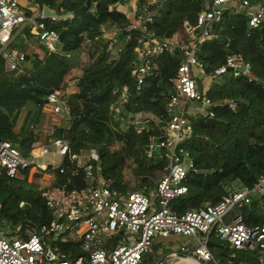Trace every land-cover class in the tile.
<instances>
[{
    "label": "trees",
    "instance_id": "obj_1",
    "mask_svg": "<svg viewBox=\"0 0 264 264\" xmlns=\"http://www.w3.org/2000/svg\"><path fill=\"white\" fill-rule=\"evenodd\" d=\"M36 1L57 13L62 8L65 14H72L86 3V0ZM118 1L90 0L78 17L54 22L44 20L46 28L58 35L54 49L42 48L41 57L26 54L21 69L8 70L0 58V140L10 142L23 158H28L31 146L39 141L47 97L54 90H66L68 72L79 68L81 76L73 79L76 92L68 96L70 118L60 126H53L51 137L45 134L44 145L64 138L72 153L94 150L97 155V159L91 160L94 172L110 179L114 190L121 194L149 195L167 163L148 158L145 148L150 136L163 135L164 123L168 121L166 105L173 91L182 49L187 44L184 23L196 24L205 1L138 2L139 10L148 5L145 11L153 14L148 31L155 38L172 39L181 35L174 53L151 59L158 66V76L146 78L140 91H135L132 76L138 61L136 49L140 33L129 30L130 17L118 9ZM248 22L246 11L238 12L230 5L220 21L210 27L211 37L200 44L197 57L205 74L198 75L197 89L216 106L213 117L204 113L188 117L193 131L183 147L194 162V171L185 180L187 193L169 203L177 216L214 206L235 188L251 189L264 176V22L257 28H251ZM25 33L27 41L18 39L10 48L23 52L36 36L29 29ZM114 33L116 39L112 41ZM83 54L87 55L86 63L81 62ZM237 55L249 65L250 75L215 74L228 57ZM125 87L128 88L127 102L122 108L124 115L118 119L111 106ZM228 102L236 103V108L231 109ZM23 111L26 114L17 129ZM138 113L153 118L142 121L140 130L132 124L122 130L121 123L131 121L128 115ZM43 173L50 176V181L42 188L34 179L41 178ZM30 175V167L20 168L12 179L0 169V232L7 238L27 239L30 231L50 222L44 192L81 190L88 186L84 172L66 157L61 166H48L44 172L34 173L31 180ZM21 202L24 204L20 207ZM237 215L242 216L247 226L264 225V196L234 208L230 217ZM167 241L173 243L171 238ZM51 245H57L70 260L82 255L80 243L70 235L59 236ZM207 246L218 264H260L257 252L230 247L214 230L208 235ZM179 247L178 253L192 257L195 242L186 245L183 252ZM169 253L167 250L160 256Z\"/></svg>",
    "mask_w": 264,
    "mask_h": 264
},
{
    "label": "built area",
    "instance_id": "obj_2",
    "mask_svg": "<svg viewBox=\"0 0 264 264\" xmlns=\"http://www.w3.org/2000/svg\"><path fill=\"white\" fill-rule=\"evenodd\" d=\"M139 1L119 0L116 3L118 9L130 17L129 30L140 33L136 49L138 61L132 71L135 91L141 90L146 78L158 76V66L151 59L165 53H174L181 41L179 34L172 39L155 38L148 31L153 14L145 11L148 5L139 10ZM144 1L154 3L157 0ZM204 1V8L197 15L196 24L190 26L184 23L187 44L182 49L181 62L173 80V91L166 105L168 121L164 123L163 135L150 136L145 148L148 158L167 163L164 172L155 182V189L149 195L141 192L121 194L112 188L110 179H104L94 172L91 164V160L97 159L94 150L72 153L64 138H56L49 145L35 142L31 146L30 155L33 161L23 158L10 142L0 140V169H4L11 179L16 177L20 168L30 167L31 174L33 170L44 172L48 166H61L66 157L78 170L84 172L88 183L81 190L56 189L44 192L51 220L39 229L30 231L27 239L15 236L7 238L0 232V264H141L143 255L150 250L155 238L166 239L172 235L195 242L192 257L184 255L180 264H195L194 260L200 264H218L207 246L208 235L212 230L230 247L257 252L259 263L264 264V225L250 227L243 223L241 215L230 217L234 208H241L250 204L253 198L264 196V176L259 177L253 188H235L214 206L188 211L181 216L175 215L169 208L171 200L187 193L185 180L188 173L194 171V162L183 147L193 131L188 110L193 107L196 113L213 117V108L216 106L197 89L198 75L205 74L197 57L201 42L211 37L210 27L220 21L223 11L230 5L235 6L238 12L246 11L251 28H257L264 22V2ZM23 3L25 6H22ZM46 8L49 9L36 0H0V58L5 61L8 70L24 66L26 54L10 46L26 29L36 34L42 48L54 49L58 35L46 28L44 20L54 22L63 18L46 17L43 15ZM34 12L36 18L33 17ZM53 12L59 16L65 15L62 8L59 13ZM227 72H231L234 77L251 74L249 65L244 63L240 55L228 57L215 74ZM127 95L128 88L125 87L118 101L111 106L118 119L124 115L122 108L127 102ZM68 96L67 89L54 90L47 97L46 112L59 121H67L70 118ZM228 104L231 109L236 108V103ZM128 117L131 121L121 123L122 130H127L130 124L140 130L138 126L142 121L153 118L143 113ZM53 126L46 131L50 137L54 132ZM51 154L57 156L56 163L46 161L45 157ZM23 204L21 202L19 206ZM66 235L80 243L82 255L76 260L67 259L57 245H51L59 236ZM185 247L186 244L180 245V252L185 251ZM177 257V253L171 252L166 258Z\"/></svg>",
    "mask_w": 264,
    "mask_h": 264
},
{
    "label": "rangeland",
    "instance_id": "obj_3",
    "mask_svg": "<svg viewBox=\"0 0 264 264\" xmlns=\"http://www.w3.org/2000/svg\"><path fill=\"white\" fill-rule=\"evenodd\" d=\"M263 2H264V0H263ZM263 2H261V3H263ZM33 17L34 18L37 17V14L35 12L33 14ZM115 35H116V33H114L112 35V38H113L112 41H115V39H116ZM35 44H37L39 46L38 37L37 36L32 37L31 40L29 41V43H27V46L25 48L26 49L25 52H27L26 54L31 52V49H32L31 47L34 46ZM86 61H87V55L83 54L82 57H81V62L82 63H86ZM73 73L76 74V75H81V70L79 68L74 69ZM67 78H69V76ZM25 114L26 113L24 111L21 113V115L19 117V120H18V123H17V129H19V127L21 126V124L23 122V119L25 117ZM189 115H191V114L189 113ZM49 120H51V121H49ZM52 120H53V123L59 124V126L64 123V120L59 121L57 118L52 117L49 113H47V112L44 113V122L43 123L44 124L46 123V124H45V126H42V128H41L42 132H44V134L42 132H40L42 140L45 137L46 131L49 130L53 126L52 123H51ZM132 120L134 121V119H132ZM65 122H66V120H65ZM143 124H140L139 126H142ZM28 159L33 161L31 156H29ZM45 159H46L47 162H53V163H56L57 160H58L57 156L56 155H52V154L51 155H47L45 157ZM32 172L36 173L38 171L33 170ZM49 181H50V176L47 175V174H44V173H43L41 178L34 179V182L39 184L42 188L47 186L49 184ZM185 240H183V238H179V239L173 241V243H170V242H167V240H165V239L155 238L153 240V244H152V247L150 248V250L143 255L141 264H157L159 262V260L163 256V255L160 256V253L166 252L167 250L168 251H173V253H178V246L179 245H181L183 243H186V244L192 243L193 244V240L192 239H188V240H186V242H185ZM169 261H170V259H165L162 262V264H166Z\"/></svg>",
    "mask_w": 264,
    "mask_h": 264
},
{
    "label": "crops",
    "instance_id": "obj_4",
    "mask_svg": "<svg viewBox=\"0 0 264 264\" xmlns=\"http://www.w3.org/2000/svg\"><path fill=\"white\" fill-rule=\"evenodd\" d=\"M22 6H25V4L23 3L22 4ZM18 39H20V40H24V41H27L26 39H27V36H26V33H23V34H20L18 37H16L15 38V40L13 41V42H15L16 40H18ZM40 46V45H39ZM37 44H35L34 46H32L31 48V52L30 53H28V54H36V55H38L39 57H41L42 56V47L40 48ZM26 50V49H25ZM25 50L23 51V53H27V52H25ZM69 76V78H67ZM81 75H76V74H74L73 73V70H71V71H69L68 72V74H67V76H66V78H65V81L69 84V87L67 88V92H68V94L70 95V94H73L74 92H76V88L73 86V79H75V78H78V77H80ZM74 77V78H73ZM208 81L206 80V82L205 83H207ZM207 85V84H206ZM189 113L192 115V114H194V113H196V110L193 108V107H190L189 108ZM190 116V115H189ZM188 116V117H189ZM49 121H51V120H49ZM48 121V122H49ZM52 125L53 124H55V123H53V120H52ZM44 124V123H43ZM46 124V123H45ZM45 124L43 125V126H45ZM55 125H59V124H55ZM40 132H42V130L40 131ZM43 134H44V132H42ZM38 143L40 144V145H44V138H43V140H42V137H41V134L39 135V141H38ZM49 148L50 149H52V147L51 146H49ZM53 150V149H52ZM51 163H53V162H51ZM34 174V173H33ZM33 174H31L30 175V180L32 179V176H33ZM173 237H168V239H170L171 238V240H173V241H175V240H177V239H179V238H177V237H179V236H175V235H172ZM181 238V237H180ZM167 239V238H166ZM165 239V240H166ZM167 239V240H168ZM168 242V241H167ZM185 242H186V240H185ZM183 244H186V243H183ZM186 245H188V244H186ZM180 246V245H179ZM178 246V247H179ZM171 252H173V251H171ZM175 252V251H174ZM178 254V257L177 258H175V259H170V261L169 262H167L166 264H169V263H174V264H180V262H181V257L179 256V254L180 253H177ZM165 259H168V258H165ZM193 262V261H192ZM196 264V263H195Z\"/></svg>",
    "mask_w": 264,
    "mask_h": 264
},
{
    "label": "water",
    "instance_id": "obj_5",
    "mask_svg": "<svg viewBox=\"0 0 264 264\" xmlns=\"http://www.w3.org/2000/svg\"><path fill=\"white\" fill-rule=\"evenodd\" d=\"M90 0H86V3L81 6L79 9L75 10L72 14L71 13H67L65 15H61L59 16L58 14H56L55 12L49 10V9H44L43 10V15H45L46 17H61V18H71V17H78L80 15V13L82 12V10L89 4ZM168 255V254H167ZM167 255H164L157 264H162V262L165 260V258L167 257ZM180 257H185L182 254H179ZM194 260V259H193ZM196 264H200V262H198L197 260H194Z\"/></svg>",
    "mask_w": 264,
    "mask_h": 264
}]
</instances>
